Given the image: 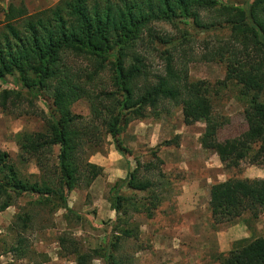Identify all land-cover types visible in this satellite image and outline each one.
I'll list each match as a JSON object with an SVG mask.
<instances>
[{"label":"trees","instance_id":"trees-1","mask_svg":"<svg viewBox=\"0 0 264 264\" xmlns=\"http://www.w3.org/2000/svg\"><path fill=\"white\" fill-rule=\"evenodd\" d=\"M205 15L221 17L230 30L233 45L228 52L232 59L225 79L233 78L241 84L239 94L246 99L247 131L223 143L216 139L219 125L212 118L208 83L183 77L173 67V57L167 51L163 53L164 75L150 81L139 51L144 34L151 32L153 23L192 22L195 27L206 29L208 25L202 23ZM2 23L0 81L12 77L21 88L0 87V110L14 108L9 103L14 105L15 101L26 102L28 108L35 110L32 98L42 100L48 105V113L34 114L44 121L45 131L18 133L19 148L35 158L40 168L48 166L46 155L52 154L54 146L59 153L48 181L31 183L20 178L8 154L0 151V211L11 206L13 195L25 194L45 206L57 198L61 203L58 208L72 213L66 199L81 179L77 149L86 142L101 143V127L120 155L129 154L119 135L131 120L144 118L147 109L156 110L165 102L182 103L185 125L194 121L205 124L200 146L216 154L225 167H238L248 157L251 164H264V0H251L244 8L223 4V0H60L33 15L27 13L23 4L8 5ZM67 57L81 59L89 67L72 71L65 64ZM105 71L110 73L112 88L90 93L91 88L96 90L95 80ZM81 99L90 103L88 120L71 112V106ZM87 166L91 169L90 180H94L99 169L92 164ZM123 188L131 195L123 194ZM152 188L146 176H139L137 167L127 173L107 200L114 213L110 222L113 241L109 240L98 251L85 252L73 239L60 238L59 254L73 256L75 264H93L97 258L105 264H123L116 260V253L139 233L130 212L144 210L150 216L161 204L158 198L136 199L137 190L150 194ZM209 197V210L215 222H231L247 211L257 217L260 210L264 211V180L228 179L213 184ZM26 222V218H17L14 227L21 225L20 230L24 231ZM19 244H24L23 239L19 238L9 252L24 258L26 248ZM221 264H264V239L234 247L222 257Z\"/></svg>","mask_w":264,"mask_h":264},{"label":"rangeland","instance_id":"rangeland-1","mask_svg":"<svg viewBox=\"0 0 264 264\" xmlns=\"http://www.w3.org/2000/svg\"><path fill=\"white\" fill-rule=\"evenodd\" d=\"M60 0H0V29L4 21V12L8 5L20 6L23 4L29 15L53 7ZM251 0H223V4L246 7ZM215 15L202 16L203 25L209 28H198L192 22L188 24H168L156 22L151 25V32L144 34V40L139 45V51L144 58V65L150 76L164 75L166 61L164 51L173 57V67L182 76L187 75L189 81H205L210 86L212 118L219 125L216 139L223 143L240 137L248 129L244 111L246 99H242L241 84L233 78L226 80L229 61V48L233 45L230 30L221 17ZM214 25V27H213ZM236 49L240 52L241 48ZM253 49V48H252ZM256 51L255 49H253ZM228 52V53H227ZM258 52V51H256ZM240 57V55H238ZM254 56V54H253ZM67 59V60H66ZM65 64L72 71L83 70L88 64L73 57H67ZM89 67V66H88ZM110 73H101L94 83L97 93L100 89L110 90ZM1 89L21 88L12 77L0 81ZM22 91V90H21ZM35 110L27 107L26 102L9 105L6 111L0 110V151L8 154L10 163L25 181H48L54 172L59 148L54 146L52 154L46 155L49 159L47 167L36 163V159L21 152L18 133H37L45 131V124L36 113L46 115L48 105L42 100L32 98ZM50 104V101H49ZM71 112L88 120L90 103L81 99L71 106ZM165 116V117H163ZM167 118L164 133H170L166 140L158 142L156 136L152 142H143L137 138L132 148H127L130 153L120 155L110 136L102 132V142L94 145L86 142L75 153L79 170L80 182L67 195V206L74 205L76 201L82 209L92 203L93 193L90 188L95 179L101 178L104 173L102 162L111 166L120 158L128 162L127 173L137 167L139 176H146L152 183L151 193H136V199L158 198L161 202L151 215L142 210L140 213L130 212L131 222L137 225L138 237L130 239L123 244V248L116 253V260L123 264H221L222 257L234 247L246 245L256 238L264 239V211L260 210L255 217L253 212H245L231 222H215L209 210V190L216 182H225L228 179H263L264 164H251L250 158L240 162L238 167L230 168L222 164L217 155L210 150L202 149L199 139L204 132L205 124L194 121L191 125L183 123L182 103L179 101L165 102L156 110L147 109L145 117L129 122L125 130L119 135V140L125 144L124 137L134 125L135 130L144 129L143 124H153L158 118ZM99 126V123H98ZM147 128H150L147 126ZM176 132V135L174 134ZM127 139L132 142L133 138ZM164 139V138H163ZM166 141L171 144L164 145ZM123 145V146H124ZM110 152L114 153L112 159L103 160ZM179 155L177 163L166 170L165 159ZM189 157V158H185ZM193 160V161H190ZM161 161V164L158 163ZM181 160V161H180ZM130 163V164H129ZM87 164H92L99 169V175L90 180L91 169ZM100 165V166H99ZM189 165V168H184ZM213 172H208V169ZM107 168V178L116 175ZM53 172V173H52ZM120 173V172H119ZM118 173V174H119ZM47 176V177H46ZM214 177V180L212 179ZM121 180L108 183L95 194L102 198L105 207L111 191ZM96 188V187H95ZM96 193V190H94ZM123 194L131 192L123 188ZM11 206L0 211V264H75L73 256L62 257L59 254V239H73L78 247L85 252L98 251L105 243L113 241L110 228L112 223L108 219H97L96 211L88 213H65L60 210L61 203L55 199L51 205L38 204L36 198L30 195H13ZM109 204V203H108ZM93 205V203L91 204ZM96 208V206H94ZM78 206H74V209ZM59 209V210H58ZM150 209V206H149ZM77 211L81 212V209ZM26 218V229L14 227V221ZM246 233V238L242 234ZM223 236V246H217V240ZM23 239V249L26 256L18 258L16 253L9 252L17 245L18 239ZM60 256H59V255ZM222 255V257H221ZM93 264H105L102 259H94Z\"/></svg>","mask_w":264,"mask_h":264},{"label":"crops","instance_id":"crops-1","mask_svg":"<svg viewBox=\"0 0 264 264\" xmlns=\"http://www.w3.org/2000/svg\"><path fill=\"white\" fill-rule=\"evenodd\" d=\"M163 117H165V116H163ZM163 117L156 119L153 124H146L147 122L144 123L143 125L146 127H144V129H138L137 131L135 130L136 125H134L132 130L129 133H126V135L124 137V141L126 144V145L123 144L124 147L126 146L130 149L132 148V145L137 142L135 139L137 132H138L137 138L143 139L144 140L143 142H145V141L146 142H152L154 140L155 136H156L158 142L166 140L171 129L168 130L167 135L164 133V126L163 125L166 123L167 118H163ZM147 126H149L150 128H147ZM174 134L176 135V132ZM127 135H128V138H133L134 140L132 142H130V140L127 139ZM113 154L114 153L110 152V154L107 155V157L103 158V160H108L109 158L112 159ZM174 158L175 159L173 160V156H171V157H169V159L164 160V162H165L164 166H165L166 170L173 167L177 163V161L180 159L179 155H177V154L174 155ZM185 158H189V157H185ZM190 161H193V160L190 159ZM109 165L110 164L108 162H102L101 167L102 168L104 167L105 169L112 167L111 171H115L116 169H118L116 172V175H110L106 178L105 174H107L106 173L107 170L104 169L103 176L101 178L99 177V178L95 179L92 183L91 188H90V193H93V197H92L93 205H91L92 204L91 203L90 205H87L84 207V209H82L81 207H79L80 205L76 201H74V203H73L74 205H72V207H71V205H69L70 208H73L72 210H74V212H76V213H88L89 210H95L97 219H100V220H103L105 218L108 220L113 219L114 213L110 209L108 202H107V206L105 207L102 204V203H104V200L102 198H100V199L97 198L95 194L101 192L100 191L101 188L108 185V183H113L116 180H124L126 178L127 170L129 169V167H128V162H126L125 160L121 161L120 158L116 159V162L112 163L111 166H109ZM184 168H186V169L189 168V165H184ZM208 172L214 173V171L210 168L208 169ZM212 179L214 180V177H212ZM216 183H219V182H216ZM94 190H96V193ZM74 206H78V208L74 209ZM94 206H96V208ZM78 209H81L82 211L79 212V211H77ZM242 236L245 238L247 237L246 233L242 234ZM222 239H223L222 235L220 237V240L216 239L218 247L223 246L224 243H223Z\"/></svg>","mask_w":264,"mask_h":264}]
</instances>
